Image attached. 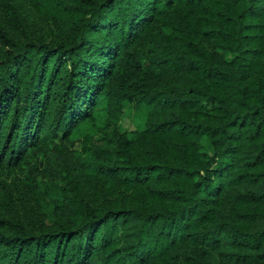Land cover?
Instances as JSON below:
<instances>
[{"label": "trees", "instance_id": "trees-1", "mask_svg": "<svg viewBox=\"0 0 264 264\" xmlns=\"http://www.w3.org/2000/svg\"><path fill=\"white\" fill-rule=\"evenodd\" d=\"M25 164L53 174L0 179V264H264V0H0Z\"/></svg>", "mask_w": 264, "mask_h": 264}, {"label": "rangeland", "instance_id": "rangeland-1", "mask_svg": "<svg viewBox=\"0 0 264 264\" xmlns=\"http://www.w3.org/2000/svg\"><path fill=\"white\" fill-rule=\"evenodd\" d=\"M24 1V0H23ZM98 111L102 112V101L100 106L98 107ZM144 114L141 109L130 105L127 107L123 118L120 121L121 129H132L139 126L144 121ZM78 144H76L77 146ZM74 146V148L76 147ZM43 166L41 165L40 169ZM50 174H53L48 171V169H43L41 172L36 173V170H33L29 164H25L20 167H16L14 169L4 168L0 170V179L16 194L17 190L23 191L29 181L33 180L34 177H37V180L40 182H44L47 180ZM27 186V185H26ZM20 193V192H19ZM17 196V195H16ZM17 201L18 212L22 214V206ZM46 217L49 222L53 221L52 210H46Z\"/></svg>", "mask_w": 264, "mask_h": 264}]
</instances>
